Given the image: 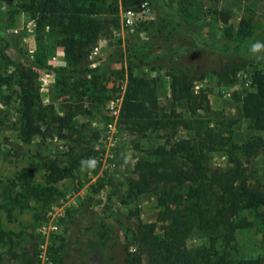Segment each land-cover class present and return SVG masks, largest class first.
I'll return each instance as SVG.
<instances>
[{"label":"rangeland","instance_id":"1","mask_svg":"<svg viewBox=\"0 0 264 264\" xmlns=\"http://www.w3.org/2000/svg\"><path fill=\"white\" fill-rule=\"evenodd\" d=\"M42 1L0 0V11L8 17L7 32L21 51L14 61L0 51V264L41 263L39 254L43 249L49 259L47 264H132L129 260L137 254L143 257L141 264H149L137 233L141 224L158 219L162 207L155 193L129 196V180L135 175L139 159H152L155 148L192 137L197 126L210 128L243 145L241 157L247 172L252 174L251 180L264 186V130L243 116L234 99L235 93L251 89L255 69L264 71V50L250 51L252 43H264V0H159L158 7L152 0L128 7L123 0H79V4L94 8L97 12L92 16L104 19L108 27L80 57L97 67L73 78L56 76L41 67L28 68L22 59L54 67L79 60L76 54L81 53L74 41L59 33L50 18L42 14ZM165 2L184 17L199 41L223 51V55L233 52L230 57L236 63L224 68L222 55L203 68L206 71L201 73L195 88L208 93L209 110L195 116L185 99L172 101L171 77L164 68H136L138 75L157 79L161 113L174 120L175 110L193 121L195 128L170 124L140 131L122 123L119 139L105 162L107 148L102 138L107 110L110 100L125 92L128 64L115 61L100 65V61L120 51L140 53L155 48L161 42L159 12ZM143 3L149 5L150 17L134 23L131 30L124 21V11L139 9ZM245 19L250 29L240 32ZM185 42L193 45V37L186 35ZM214 69L225 71V79L221 80ZM25 70L34 72L42 102L50 107L51 120V128L43 124L45 134L35 136L30 143L20 137L18 82ZM70 108H79L72 121L75 129L63 130L67 136L61 137L56 133L57 126ZM49 159L57 161L65 174L62 178L52 175ZM89 159L95 161L94 166L82 165ZM211 162L225 166L227 154L214 152ZM28 183L36 187L34 193H26ZM258 213L264 214V208L258 212L246 209L240 217L253 220ZM204 241L207 239L197 233L189 238L188 245L193 247ZM220 250L235 257L264 254L263 232L257 224L239 228L236 239L226 242Z\"/></svg>","mask_w":264,"mask_h":264},{"label":"trees","instance_id":"2","mask_svg":"<svg viewBox=\"0 0 264 264\" xmlns=\"http://www.w3.org/2000/svg\"><path fill=\"white\" fill-rule=\"evenodd\" d=\"M140 1L142 0L122 2L128 7ZM152 1L158 7L159 0ZM41 12L44 17L50 18L51 25L59 33L74 41L81 54H76L79 59L76 64L60 67L22 57L28 63V68L41 67L64 78H73L96 68L97 66H90L85 58L80 57L108 27L104 19L92 16L97 11L89 5L79 4V0H43ZM159 13L162 23L161 42L155 48L140 53L120 51L101 60L100 65L115 61L128 64L122 123L130 127L132 125L133 129L136 127L140 131L170 124L195 128L193 121L175 113V110L172 112L176 118L174 120L170 119L171 115L162 114L157 79L138 75L134 70L145 66L164 68L171 77L172 101L185 99L191 115L195 116L199 111L209 110L208 93L204 89L197 91L196 81L206 71L203 68L207 63L221 58L223 51L199 41L184 17L170 3L165 2ZM7 18L0 11V51L8 60L14 61L21 51L7 32ZM227 19L228 17L224 20ZM249 27L250 23L243 20L240 32L249 31ZM186 35L193 37V45L186 44ZM76 36L79 37L78 40ZM232 54L233 52H226L222 56L224 68H230L236 63L234 57H230ZM213 71L221 80L225 79V71ZM233 71L235 73L236 68ZM33 73L31 70L23 71L18 82L21 89L20 137L26 143H30L35 136L45 134L43 124L47 123V128H51L50 107L43 104ZM251 79V89L245 88L242 92L235 93L234 99L241 107L243 116L249 118L256 128L264 130V71L255 69ZM78 112L79 108H70L60 118L56 130L58 135L65 137L67 134L63 130L75 129L72 121ZM195 129L192 137L182 138L170 146L155 148L152 159H139L135 164V175L128 183V195L155 193L158 195V204L162 207L155 222L141 224L139 227L137 240L142 251L147 254L149 264H264V254L235 257L229 251L220 250L226 242L236 239L239 228L257 224L264 236V214L258 213L253 220L240 217V212L246 209L258 212L260 208H264V186L251 180L252 174L247 172L241 157L245 151L244 146L221 137L210 128L197 126ZM217 151L227 154L225 166H216L211 162L212 154ZM47 163L55 179L65 175L56 160L49 159ZM25 185L27 194L34 193L35 186L30 183ZM197 233L207 241L189 246V238ZM102 236L107 239L105 232ZM57 257L58 255L54 256V260ZM142 260V255L137 254L129 261L141 264Z\"/></svg>","mask_w":264,"mask_h":264},{"label":"built area","instance_id":"3","mask_svg":"<svg viewBox=\"0 0 264 264\" xmlns=\"http://www.w3.org/2000/svg\"><path fill=\"white\" fill-rule=\"evenodd\" d=\"M150 13H151V10H150L149 5L147 3H143L139 9L125 10L123 14L124 21L129 26H131V30H133V27H132L133 24L136 22H141L142 20L148 19L150 17ZM98 48L99 46H96L95 50H97ZM46 75H49V74H46ZM124 93L110 100L109 102V106L107 110L108 117L106 119L104 131H103V138H102L107 148V153H105L103 157L105 162L107 161L106 157L110 155V152H109L110 149L115 146L116 142L119 139L120 128H122L121 114H122ZM96 157L100 158L99 155H97ZM39 257L41 258V263H38V264H44L46 262H49L48 256L44 249L40 252Z\"/></svg>","mask_w":264,"mask_h":264},{"label":"clouds","instance_id":"4","mask_svg":"<svg viewBox=\"0 0 264 264\" xmlns=\"http://www.w3.org/2000/svg\"><path fill=\"white\" fill-rule=\"evenodd\" d=\"M261 50H264V43L260 42V41H257V42H254L250 45V51L252 53H258L260 52ZM83 164H86L88 167H92L94 166L95 164V161L92 160V159H89L88 161H82V165Z\"/></svg>","mask_w":264,"mask_h":264}]
</instances>
